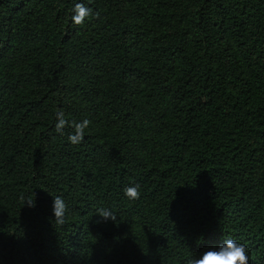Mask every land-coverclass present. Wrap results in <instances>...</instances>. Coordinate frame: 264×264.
<instances>
[{
    "label": "trees",
    "instance_id": "trees-1",
    "mask_svg": "<svg viewBox=\"0 0 264 264\" xmlns=\"http://www.w3.org/2000/svg\"><path fill=\"white\" fill-rule=\"evenodd\" d=\"M58 112L91 122L79 144ZM229 238L264 264V0H0V264H188Z\"/></svg>",
    "mask_w": 264,
    "mask_h": 264
},
{
    "label": "clouds",
    "instance_id": "clouds-1",
    "mask_svg": "<svg viewBox=\"0 0 264 264\" xmlns=\"http://www.w3.org/2000/svg\"><path fill=\"white\" fill-rule=\"evenodd\" d=\"M72 22L76 25H83L86 18L97 15L93 13L92 9L86 7L83 3H77L73 8ZM57 123L55 130L57 133L63 134V129L71 126L74 130L73 134L69 135V142L72 144H79L84 138V130L91 123L85 119L79 123L75 121H68L64 119L62 112L57 113ZM124 195L129 200H136L140 198V188L138 184H133L124 189ZM26 206L34 207V201L26 202ZM67 212V205L62 197L57 196L53 199V215L58 224L64 223L65 213ZM98 215L102 218L116 220L114 214L107 210H99ZM188 264H249L248 249L246 244L235 239H225L217 247L209 248L188 260Z\"/></svg>",
    "mask_w": 264,
    "mask_h": 264
}]
</instances>
